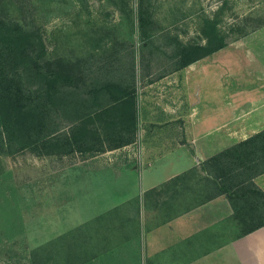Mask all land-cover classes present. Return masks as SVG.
I'll list each match as a JSON object with an SVG mask.
<instances>
[{"label":"crops","instance_id":"1","mask_svg":"<svg viewBox=\"0 0 264 264\" xmlns=\"http://www.w3.org/2000/svg\"><path fill=\"white\" fill-rule=\"evenodd\" d=\"M223 49L136 91L131 144L44 156L80 158L49 167L48 200L34 188L33 221L52 215L35 264H264V226L241 236L225 196L202 202V163L264 129V25ZM254 182L264 192V173Z\"/></svg>","mask_w":264,"mask_h":264},{"label":"trees","instance_id":"2","mask_svg":"<svg viewBox=\"0 0 264 264\" xmlns=\"http://www.w3.org/2000/svg\"><path fill=\"white\" fill-rule=\"evenodd\" d=\"M36 9L33 0H0V152L93 156L134 142V45L116 40L87 56L48 58ZM203 21L206 42L186 44L164 33L139 0L141 61L159 53L174 72L225 48L227 36ZM148 73L149 64L141 70ZM202 169L210 176L202 202L225 196L241 236L264 226V192L254 182L264 173V129L209 157Z\"/></svg>","mask_w":264,"mask_h":264},{"label":"rangeland","instance_id":"3","mask_svg":"<svg viewBox=\"0 0 264 264\" xmlns=\"http://www.w3.org/2000/svg\"><path fill=\"white\" fill-rule=\"evenodd\" d=\"M143 1L159 21L164 33L176 36L186 44L206 42L203 34L205 19L214 22L220 33L227 36V46L242 38L244 31L249 32L264 23V0ZM138 2L139 0H33L37 6L35 15L41 28L47 57L75 59L87 56L116 40L125 41L134 45L138 52L135 89L141 94H146L149 89L151 94V89L146 87L147 81L167 75L170 70L168 71L169 66L162 54L155 53L150 57L146 53L142 61L139 57L143 42L138 30ZM219 53H216L218 60ZM224 53L223 60L229 54V49ZM148 64L150 73L143 77L141 70L144 66L148 67ZM151 66L155 71H152ZM44 158V155L30 150L14 154L0 152V264H35V229L38 227L41 235L49 233L52 215L42 217V223H48L46 229L44 224L38 225L33 221L36 217L33 216L36 208L34 188L44 187L47 190L52 180L49 167L62 168L78 161L80 156L56 159V162L52 161L54 158L51 162L47 157V160ZM54 174L55 171L52 172ZM50 191L49 188L46 192V200L49 199ZM46 204L48 205V201ZM47 217L48 220L45 219ZM39 240L40 238L37 241ZM42 256L44 258L40 257V263L50 264L49 255Z\"/></svg>","mask_w":264,"mask_h":264}]
</instances>
